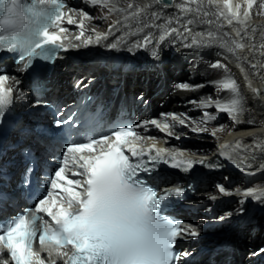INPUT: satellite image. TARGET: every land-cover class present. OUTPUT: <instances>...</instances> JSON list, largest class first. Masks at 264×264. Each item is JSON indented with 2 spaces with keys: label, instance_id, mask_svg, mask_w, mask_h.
<instances>
[{
  "label": "snow or ice",
  "instance_id": "1",
  "mask_svg": "<svg viewBox=\"0 0 264 264\" xmlns=\"http://www.w3.org/2000/svg\"><path fill=\"white\" fill-rule=\"evenodd\" d=\"M206 2L209 6H216L214 14L228 26H232L235 37L240 39H234L230 43L226 39L228 33L218 37L216 33L209 31L208 39H197V36L204 37V33H198L192 38L191 43H185L184 46L188 48L219 46L240 60L238 52L246 47L242 32H248L247 25L256 0H243V4L246 5L243 12L241 11L243 5L238 0ZM90 3L93 6H103L109 13L126 11L116 9L114 6L109 7L112 0H90ZM191 5L196 7L193 8ZM204 6L205 0H185V3L177 7L185 14L194 12L200 15ZM65 7L64 0H2L0 53L17 54V64L23 66L22 70H28L37 60H54L60 51L99 44L102 39H107L119 24L117 21L110 26L108 33L92 29L94 37L86 36L85 21L92 17L81 11L79 13L81 19L77 21L70 14L75 10L66 12ZM133 7V4H128L129 9ZM143 12V8H137L131 13V17L125 15L124 19L128 21L130 18H136L139 22ZM211 14L213 13H203L204 16ZM154 15L159 18L158 14ZM65 21L68 25L79 28V33L74 36V40L79 43H73V37L63 35L69 32V28L61 26ZM193 22L189 19L187 24L191 25ZM205 22L209 25L213 23L212 20ZM167 23L172 22L169 20ZM139 31L141 29L125 35H135ZM185 31L191 33L188 27H185ZM173 34L180 35V30L176 27L162 29L159 41L152 48V57L159 56L160 45ZM122 42H126L123 37L108 47L118 50ZM151 43V36L146 35L143 41L136 43L134 47L147 48ZM247 47L257 49L255 43ZM258 47L261 55H264V37ZM129 51H132V48H129ZM210 66L214 69H224L227 73V65L219 60ZM252 67L256 68L257 65L253 64ZM10 78L6 72H0V123L4 121L14 102V88L5 87ZM216 83L218 90L228 91L231 98L227 101L205 99L200 101V107L204 109L214 107L216 111L226 113L234 122H239L246 109L237 81L226 75ZM176 87L182 90L191 89L187 83H180ZM252 91L260 95L259 89ZM36 103L39 105L42 101L37 100ZM203 115L201 123L215 119L207 111ZM170 119L171 123L166 117L164 122L151 119L136 126L115 124L105 133L89 135L83 139H72L69 135H64L59 166L48 181V190L36 198L33 208L20 212L0 224V249L6 250L5 254L14 264H46L41 253L34 250L37 242L41 247L46 244L53 245L56 255L66 258L60 264H180L181 259L188 257L190 253L178 252L177 241L185 237H199L200 232L196 230V226L191 224L185 226V221L166 214L172 203L184 196L186 189L178 186L162 189L156 183L153 173L161 163L188 172L196 164L205 162L192 159L182 150L171 151L157 147L154 137L143 136L137 131L141 126L153 125L172 136V129L176 123L187 126L186 118L178 114H171ZM53 123L57 129L64 125V121L60 119L54 120ZM192 131L204 132L207 128L193 127ZM212 135L215 136L216 132L213 131ZM176 138L179 139V136ZM147 141L152 143L147 144ZM257 147L261 146L258 144ZM240 148L239 141L234 145L222 144L220 155L236 163ZM261 150L264 151V148ZM26 155L31 158L30 154ZM252 159L255 160V156ZM246 167L251 168L252 164L247 163ZM260 167L264 168V164ZM141 174H145L146 178ZM218 189L223 195H232L223 185H219ZM236 191L243 197L264 205V188L248 187L242 192L239 189ZM19 194L26 199H32L35 191L31 187L22 188ZM4 195L6 193L0 188V203L4 202ZM240 203L243 205L245 201L242 200ZM238 211L242 213L244 209ZM220 219L223 220L224 217ZM69 247L72 249L71 252L63 251ZM261 251L264 252V249ZM52 254L53 249L49 248L44 256L50 258ZM0 264H8V260H0ZM52 264L57 262L52 261Z\"/></svg>",
  "mask_w": 264,
  "mask_h": 264
},
{
  "label": "bare ground",
  "instance_id": "2",
  "mask_svg": "<svg viewBox=\"0 0 264 264\" xmlns=\"http://www.w3.org/2000/svg\"><path fill=\"white\" fill-rule=\"evenodd\" d=\"M114 3L123 6V8L117 7L116 9H125L126 11L109 13V10H106L101 5H88L90 0H88L87 4H84L85 9L89 13L94 14H92L93 16L91 15L92 19L85 21V26L87 27L86 35L91 33L94 37L93 27L101 29L96 32L108 33V23L113 22L111 16L126 14L131 17V13L137 8H143L144 12L141 13L139 22L136 18H130L125 21L124 15L123 21L120 20V22L125 24V26L118 29L119 24L116 25V28L112 31V37L108 35L107 41L105 40L104 42V39H102L99 44H93L92 48L101 51L100 53L103 55L111 52V55L115 57L122 55L120 57L127 58V54L124 53L129 48L127 45L129 35L127 36L125 33H129L133 29L128 24L133 26L135 24L136 28L134 29L136 30L147 27L148 30L144 32V35L138 33L132 36L138 42H142L146 35H150L152 43L147 48H144V53L134 55L133 59L127 60L128 62L123 64L125 66H121L118 70H111L110 73V69L104 68L101 71L105 75L110 74L107 78L108 80L116 77L119 80L118 82L122 83V89L125 88L127 92H136V90H144L148 87L147 94L151 98V107L155 109V107L164 102V106L169 109V116L162 117L161 122H164L167 117L168 122L171 123L170 115L175 113L182 118H186V124H190L193 127L207 128V131L203 132L206 135H203L193 132L189 126H181L176 123L172 129L175 137H172L152 125L151 135L156 139L157 147L173 149L174 151L182 150L192 159L205 162L204 164H196L188 172L181 171L182 173L176 177L184 181L189 180L190 177L196 178L191 198L188 199L190 200L188 201L189 209L194 216L200 218L198 220H202V222L204 220L205 224H207L200 225V228H203L204 233H207V235L196 246H199L201 250L203 245L210 247L207 253L204 252L206 249H203V252H199V258L209 260L213 257V260L221 261L220 264H222L223 261L232 257L234 264H240L241 260L238 251L250 248V252H255L257 249L253 248L264 242V219H260L261 215L264 216V205L253 201L251 198H245L232 190L235 186V184L233 185L234 180L239 185L242 179H248V177L254 176V173H256V176H264V168L260 167V165L264 164V151L261 150L264 148V55H261V50L258 47L262 42V37H264V9L262 7L264 0L257 4L258 7L252 8L251 17L247 25L248 32H242L243 42L246 47L243 51L238 52L240 60H237L235 56L227 53L219 46H193L190 48L184 46L185 43H191L192 38L197 36L198 33H204V37L197 36V39H208L207 33L209 31L216 33L218 37L228 33L229 36L226 39L230 43L234 39H240L235 37L232 26H228L214 14L216 6L207 5L206 0L200 15L194 12L188 14L181 12L177 6L185 3V0H161L159 3L157 0H112L110 5ZM128 4H133L134 7L129 9ZM242 5L241 11L243 12L246 5ZM191 7L195 8L196 5H191ZM204 12L213 14L204 16ZM154 14H158L159 19ZM189 19L194 21L191 25L187 24ZM169 20H171V24L167 23ZM206 20H212L213 23L209 25L205 22ZM218 24H223L224 26L218 27ZM164 27H176L180 30V35L173 34L169 36L160 45L159 56L152 57V48L159 41V36ZM185 27L190 28L191 33L185 31ZM236 27L241 26L236 25ZM135 32L137 31H132L131 33ZM122 37L126 42L120 43L118 50L108 47L109 44L116 43ZM249 37H252V39ZM216 43L218 45V41ZM251 43L257 45L256 50L247 47ZM133 48L140 50L143 47ZM217 60L227 65V73H225L224 69H214L210 66ZM253 64H256L257 67L253 68ZM68 74L69 71L62 69L53 72L49 76L51 84L65 88ZM99 74L97 72L91 74V76ZM226 75H230L237 81L240 93L244 97V108L246 110L241 115L239 122H234L226 113L218 112L214 107L207 109L200 107V101L205 99L227 101L231 98V93L226 90H218L217 88L216 82ZM180 83L189 84L191 89L182 90L177 88L176 85ZM252 89H259L260 95L255 94ZM117 92L118 90L115 88L109 94L108 87L103 93V99L107 101L109 111H112L113 115L116 114L115 108L122 99V93L117 94ZM23 101H28V97L24 95L21 98L20 95H15L14 109L20 110L25 115L17 120V125L20 129L10 132L8 141L4 143L8 155L15 153L13 145L17 143L27 144L31 139L26 126L29 118L28 110L31 107L23 103ZM205 111L215 114L213 115L215 119L201 123L204 117H199L198 115L204 114ZM213 131L216 132L215 136H218V139L211 137ZM183 132H188L189 134ZM177 136H179V139L176 138ZM228 141L229 145H234L237 141L241 143L236 163L220 155V146L223 143L227 144ZM151 143L152 141H148V144ZM258 144L261 146L260 148L257 147ZM253 156H255V160L252 159ZM18 159H20V156H16L14 161ZM247 163H251L252 167H246ZM209 164L215 166L208 167L207 165ZM161 173L167 176L173 172L168 170V172L161 171ZM171 179L173 178L160 179L159 184L166 185V182H170ZM218 179L232 195L226 196L219 192L213 181ZM260 188H264V186ZM242 200L245 201L243 205L240 203ZM257 205L263 208H259ZM220 206H225V209H219ZM241 208L244 209L242 213L238 211ZM220 217H224V220L217 222ZM225 225H227V228L221 229ZM214 226L216 227L214 228ZM222 239L226 240V242L218 245ZM248 240L251 243L248 244ZM196 251L198 250L196 249ZM260 261V264H264V252Z\"/></svg>",
  "mask_w": 264,
  "mask_h": 264
},
{
  "label": "rangeland",
  "instance_id": "3",
  "mask_svg": "<svg viewBox=\"0 0 264 264\" xmlns=\"http://www.w3.org/2000/svg\"><path fill=\"white\" fill-rule=\"evenodd\" d=\"M262 7H263V9H264V5H263ZM106 10H107V9H106ZM92 14H93V13H91V15H92ZM95 14H97V13H95ZM93 15H94V14H93ZM188 64H189V63H188ZM188 64H187V65H188ZM198 116H199V117H204L203 114H199ZM187 126L193 128V126L190 125V124H187ZM183 133H187V134H189L188 132H183ZM200 134L206 135V133H203V132H200ZM211 137H213L214 139H215V138L218 139V136H213L212 134H211ZM189 138H190V137H189ZM198 139H199V138H198ZM199 140H201V139H199ZM203 141H204V140H203ZM213 142H215V141H213ZM224 175H225V174H224ZM225 176H226V175H225ZM225 176H224V177H225ZM226 177H227V176H226ZM233 182H234L233 185H234V184H235V185L237 184V183H236V182H237L236 180H234ZM214 195H215V194H214ZM201 209H203V208H201ZM219 209H225V206H220ZM245 213H246V212H245ZM259 217H260V216H259ZM260 219L263 220V219H264V216L261 215ZM223 220H224V219H223ZM221 222H222V221H221ZM227 225H228V224H227ZM227 225H225V227H223V228L221 227V229L227 228ZM228 226H229V225H228Z\"/></svg>",
  "mask_w": 264,
  "mask_h": 264
},
{
  "label": "clouds",
  "instance_id": "4",
  "mask_svg": "<svg viewBox=\"0 0 264 264\" xmlns=\"http://www.w3.org/2000/svg\"><path fill=\"white\" fill-rule=\"evenodd\" d=\"M0 3H2V0H0Z\"/></svg>",
  "mask_w": 264,
  "mask_h": 264
},
{
  "label": "water",
  "instance_id": "5",
  "mask_svg": "<svg viewBox=\"0 0 264 264\" xmlns=\"http://www.w3.org/2000/svg\"><path fill=\"white\" fill-rule=\"evenodd\" d=\"M169 1H172V0H169Z\"/></svg>",
  "mask_w": 264,
  "mask_h": 264
}]
</instances>
